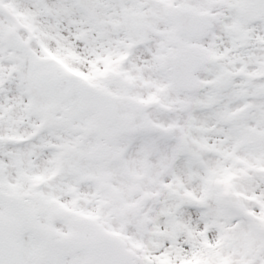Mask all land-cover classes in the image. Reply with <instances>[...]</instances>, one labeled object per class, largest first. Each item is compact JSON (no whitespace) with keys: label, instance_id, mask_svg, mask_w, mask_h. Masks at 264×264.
I'll use <instances>...</instances> for the list:
<instances>
[{"label":"snow or ice","instance_id":"1","mask_svg":"<svg viewBox=\"0 0 264 264\" xmlns=\"http://www.w3.org/2000/svg\"><path fill=\"white\" fill-rule=\"evenodd\" d=\"M0 264H264V0H0Z\"/></svg>","mask_w":264,"mask_h":264}]
</instances>
